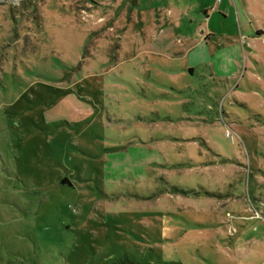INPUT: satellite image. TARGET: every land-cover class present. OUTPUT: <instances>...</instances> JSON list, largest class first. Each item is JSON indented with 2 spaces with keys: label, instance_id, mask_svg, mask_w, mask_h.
<instances>
[{
  "label": "rangeland",
  "instance_id": "374dc122",
  "mask_svg": "<svg viewBox=\"0 0 264 264\" xmlns=\"http://www.w3.org/2000/svg\"><path fill=\"white\" fill-rule=\"evenodd\" d=\"M155 6L254 50L144 54ZM255 28L264 0H0V264H264Z\"/></svg>",
  "mask_w": 264,
  "mask_h": 264
},
{
  "label": "crops",
  "instance_id": "0c3cea01",
  "mask_svg": "<svg viewBox=\"0 0 264 264\" xmlns=\"http://www.w3.org/2000/svg\"><path fill=\"white\" fill-rule=\"evenodd\" d=\"M148 6V8L152 7L151 5ZM153 10H155L156 18H154V23L156 22V27L151 34L145 37L146 43L144 44V54H158L174 61L183 60L186 61L189 68H198L199 66L203 65L206 67H212L215 65V62L220 61V64L226 66L227 68L223 71L224 73H220L219 71L217 72L216 70H214L215 72L213 71L212 73L210 68L212 77H215L217 74V77L221 79L220 75L228 74L232 79H235L234 74H237L241 68V61L246 55L245 50H254L253 47H250L251 45L249 43H243L249 41H246L244 38L239 36L227 41L228 43H226V45L219 43L216 44L214 41L216 34L209 30L200 31L201 27L193 29V31L190 29L189 32L185 33L181 31L179 26L175 24L174 29L168 28L165 31L163 30V27L169 20L166 17L161 16L160 8L155 6ZM216 11L220 14L225 13V8L220 5ZM206 13L207 16H210L209 11ZM143 15L145 16L146 13L144 12ZM147 17L153 19L151 16ZM170 23L173 24V22ZM255 31V37L256 39H259L261 37V33L264 30L255 28ZM155 45L161 46L164 53L159 52ZM243 46L245 48H243ZM153 49H156L158 53L154 52ZM195 70L196 69H194V71ZM226 82H228V84L231 83L229 78H226Z\"/></svg>",
  "mask_w": 264,
  "mask_h": 264
},
{
  "label": "trees",
  "instance_id": "16d2710c",
  "mask_svg": "<svg viewBox=\"0 0 264 264\" xmlns=\"http://www.w3.org/2000/svg\"><path fill=\"white\" fill-rule=\"evenodd\" d=\"M195 68H191L190 71H194Z\"/></svg>",
  "mask_w": 264,
  "mask_h": 264
}]
</instances>
